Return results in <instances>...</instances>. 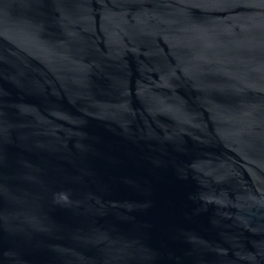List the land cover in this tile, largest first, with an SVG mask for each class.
I'll return each instance as SVG.
<instances>
[{
  "label": "water",
  "instance_id": "obj_1",
  "mask_svg": "<svg viewBox=\"0 0 264 264\" xmlns=\"http://www.w3.org/2000/svg\"><path fill=\"white\" fill-rule=\"evenodd\" d=\"M0 264H264V0H0Z\"/></svg>",
  "mask_w": 264,
  "mask_h": 264
}]
</instances>
